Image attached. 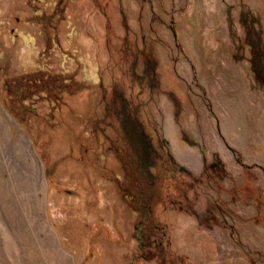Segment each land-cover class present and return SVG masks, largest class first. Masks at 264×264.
<instances>
[{"label":"rangeland","instance_id":"374dc122","mask_svg":"<svg viewBox=\"0 0 264 264\" xmlns=\"http://www.w3.org/2000/svg\"><path fill=\"white\" fill-rule=\"evenodd\" d=\"M0 264H264V0H0Z\"/></svg>","mask_w":264,"mask_h":264},{"label":"flooded vegetation","instance_id":"af4514ba","mask_svg":"<svg viewBox=\"0 0 264 264\" xmlns=\"http://www.w3.org/2000/svg\"><path fill=\"white\" fill-rule=\"evenodd\" d=\"M173 25V28L170 27V25ZM169 27L171 28L172 32H173V36L176 39L177 38V31H176V27H175V20L172 19L171 23L169 24ZM251 63H252V68H253V72L256 76L258 77H262V69L259 66V55L257 54H253L252 59H251ZM124 99V98H123ZM125 102L122 105L124 108V111H126V115L124 114L123 116L126 117V122H128V118H131V122L133 123L132 126H130V129L127 130V137L132 140L139 146L137 151H133L132 149L128 151L129 155H132L136 157L138 159V163H136V165L138 167L141 168V170L143 169L144 173L147 172V169L151 166L150 164L154 161V158L152 159V155L153 157H155V160L159 157L157 149L153 146L152 144V140H151V136L149 134H147V132L144 130L143 125L141 124V122L137 119V117L135 116V114L133 113V110L130 109V104L128 103V101H126V99H124ZM129 111V115L127 116V113ZM134 116V117H133ZM128 117V118H127ZM218 166V161L211 163L210 167H217ZM175 202V201H173ZM139 212H141L140 216L143 213L148 214L149 212H153V209L151 208H143V209H139ZM142 222H143V218H140L138 223L140 224L139 228L142 227ZM141 229V228H140ZM142 231V229H141ZM147 237V236H146ZM145 238L141 237L140 240V244L142 245H147V249L145 250V252L151 251L154 248H150L149 241H146ZM152 243H156V241L154 240ZM158 244H162L161 241L159 240L155 245V247ZM152 245V246H154ZM158 247V246H157Z\"/></svg>","mask_w":264,"mask_h":264},{"label":"trees","instance_id":"16d2710c","mask_svg":"<svg viewBox=\"0 0 264 264\" xmlns=\"http://www.w3.org/2000/svg\"><path fill=\"white\" fill-rule=\"evenodd\" d=\"M170 27L171 28H173V25L171 24L170 25ZM120 122H122V125H121V127H122V129H123V131L125 132V133H127V130H128V128H127V122H126V117H124V116H120ZM132 139V138H131ZM131 142H132V145H134V144H136L133 140H131ZM135 147V146H134ZM137 147V146H136ZM134 161H135V163H134V165H136V163H138V159L136 158V157H134ZM136 168H138L140 171V173H143V174H141V176H145V177H149V175L148 174H145L137 165H136ZM135 170V169H134ZM136 171V170H135ZM136 186H138V184L136 183ZM138 191H140V194L142 195V191L141 190H139L138 189ZM134 196V198H135V201H138L137 200V198L139 197L138 196V194H135V195H133ZM134 201V202H135ZM149 201V200H148ZM141 202V201H140ZM137 203V202H136ZM136 203H134V205H135V208H136V210H138L139 211V204H137V206H136ZM141 204H142V207L143 208H150V206H149V203L147 202V201H142L141 202Z\"/></svg>","mask_w":264,"mask_h":264},{"label":"bare ground","instance_id":"6f19581e","mask_svg":"<svg viewBox=\"0 0 264 264\" xmlns=\"http://www.w3.org/2000/svg\"><path fill=\"white\" fill-rule=\"evenodd\" d=\"M58 257V256H57ZM65 258V257H64ZM63 259V258H62ZM67 260V259H66Z\"/></svg>","mask_w":264,"mask_h":264}]
</instances>
